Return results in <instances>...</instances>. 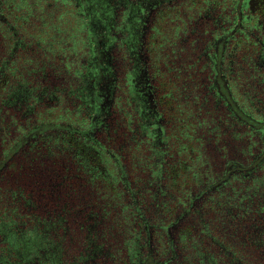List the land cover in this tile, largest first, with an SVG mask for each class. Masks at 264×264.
<instances>
[{
  "label": "flooded vegetation",
  "instance_id": "flooded-vegetation-1",
  "mask_svg": "<svg viewBox=\"0 0 264 264\" xmlns=\"http://www.w3.org/2000/svg\"><path fill=\"white\" fill-rule=\"evenodd\" d=\"M54 1L82 26L74 104L44 136L54 148L26 142L51 169L21 154L0 170V264H264V0L196 1L221 115L208 155L170 116L161 35L187 30L170 27L173 1Z\"/></svg>",
  "mask_w": 264,
  "mask_h": 264
},
{
  "label": "trees",
  "instance_id": "trees-1",
  "mask_svg": "<svg viewBox=\"0 0 264 264\" xmlns=\"http://www.w3.org/2000/svg\"><path fill=\"white\" fill-rule=\"evenodd\" d=\"M172 1L170 27L179 26L184 19L187 30L186 35L180 29L161 35L160 72L172 106L170 116L192 143L188 148L196 147L203 155L221 154L223 146L216 140L222 129L217 123L221 115L207 112L213 105L212 75L204 53L212 26L205 20L191 33L198 19L195 13L200 12L197 0ZM184 10L189 14H182ZM74 11L54 0H0V170L13 155V170H23L19 167L21 154L37 157L38 162L26 159L27 171L51 169V153L45 146L25 148L37 135L48 142L52 138L49 146L54 148V135L44 136L54 133V124L68 122L74 104L70 70H76L84 50L82 26ZM187 36L188 42L183 44ZM200 140L199 148L195 145ZM230 148L239 150L237 143ZM5 186L0 184V191Z\"/></svg>",
  "mask_w": 264,
  "mask_h": 264
}]
</instances>
